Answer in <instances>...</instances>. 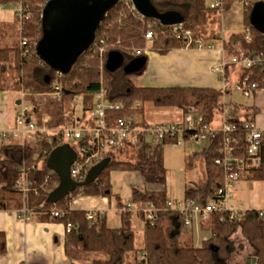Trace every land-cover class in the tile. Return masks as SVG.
Returning <instances> with one entry per match:
<instances>
[{
    "label": "trees",
    "instance_id": "16d2710c",
    "mask_svg": "<svg viewBox=\"0 0 264 264\" xmlns=\"http://www.w3.org/2000/svg\"><path fill=\"white\" fill-rule=\"evenodd\" d=\"M49 0H0V5L16 4L23 11V17L15 15L19 38L11 46L0 47V92L15 91L25 94L24 99L31 104L29 115L41 113L47 115L45 125L49 130L61 129L64 126H77L86 122V116L92 113L95 106V95L106 91V101L120 103L119 110L107 111V124L110 126L119 118L136 115V125H148L143 119L146 104L155 107L177 108L183 117L190 112L199 113L205 122L213 123L216 115L223 112L224 106L232 110L231 117L238 123V131L233 142L237 144V156L247 157L246 132L244 124L257 123L261 110L257 105L244 106L236 103H224L225 95L231 90L201 87H137L133 78L144 75L147 69L148 52L166 55L169 52L185 47L182 40L176 38L174 27L164 26L158 18H140L130 12L126 3L120 1L109 8L105 19L96 32V46L89 48L81 55L75 65L66 73L59 74L43 62L36 52V46L44 36L41 16ZM156 13L162 15L177 12L184 17L183 29L191 30L194 40L202 37L212 11L205 0H151ZM254 2L243 6V31L232 34L223 41L224 59L264 57V34L252 27L251 14ZM229 5L226 0L225 9ZM152 34L150 40L146 35ZM147 49H145L146 47ZM101 48L104 53L101 54ZM117 51L124 57V66L139 57H145L147 63L135 74H126L123 67L115 72L106 70L107 55ZM8 72L15 78L9 79ZM225 76L231 81L249 76L250 82L258 83V90L264 91V64L244 69L228 64ZM46 77L49 79L46 80ZM61 87V97H54V86ZM80 98L83 105V116L74 118L75 100ZM41 112V113H40ZM141 121H140V120ZM140 121V123L138 122ZM41 127L42 122L38 120ZM139 123V124H138ZM61 137V135H59ZM51 133H32L24 142L4 144L0 141V210L6 207V196L19 192V186L30 183L25 195L27 212L40 223H53L71 226L66 234L65 253L70 260H90L94 264H128V255L134 254L133 264H226L231 247L230 237L241 229L244 237L255 250L258 264H264V209H250L242 212L240 217L230 219V213H212L209 220L201 221V227L210 232V238L196 247L182 243L185 219L178 210L169 207L164 191L131 189V204L150 205L152 217L144 218V247L139 254L134 245L132 218L134 212L125 204L118 194L113 193L111 174L113 172H137L145 185L163 186L166 182V169L163 159V146L174 145L178 136L164 138L152 144L141 138L137 145L108 151L104 158L82 173L76 182L78 187L57 204L47 201L48 195L60 183L59 176L48 166L49 154L57 147L67 143ZM223 135L212 139L201 152L188 158V167L202 157L205 165V182L194 184L185 192V200H209L217 189L223 185L224 171L216 160L223 147ZM0 138H2L0 136ZM3 139V138H2ZM188 142V136H184ZM94 146L88 141H81L70 146L74 151L78 146ZM131 152V159H121L122 155ZM88 155V154H87ZM260 164L251 170L243 180L264 183V134L259 151ZM108 164L97 178L86 183V177L93 167L102 161ZM79 197L115 199L117 209L121 211V226L112 228L105 214L95 213L87 218V212L72 210L71 205ZM55 213H59L57 216ZM144 217L143 210H138ZM7 252L6 235L0 232V257ZM140 256L144 259L140 260ZM97 257V259H95ZM131 264V263H130Z\"/></svg>",
    "mask_w": 264,
    "mask_h": 264
},
{
    "label": "built area",
    "instance_id": "2783aa9c",
    "mask_svg": "<svg viewBox=\"0 0 264 264\" xmlns=\"http://www.w3.org/2000/svg\"><path fill=\"white\" fill-rule=\"evenodd\" d=\"M126 3V6L135 15L140 18H144L135 9L132 0H121ZM264 0H238L239 4L242 6L247 5L251 2H259ZM226 0H218L211 4L209 7L211 9H218L223 11L225 9ZM16 15L22 18L23 11L20 7L16 10ZM174 27V32L176 38L182 40L185 43L186 48H190L196 45L199 49H202L204 44L201 38L194 40L193 33L191 30L183 29L182 24L176 25ZM152 34L148 33L146 35V40H150ZM92 46H96V42ZM104 53V48H101V54ZM147 54L148 51L145 50ZM228 64L235 65L244 69H252L258 65L264 64V57H247V58H232L230 61L222 59L220 63L212 68V71L219 73L220 82L222 84V90H236L241 93L245 98H251L256 90H258V83L250 82L249 76L243 77L235 82L233 88L230 86V81L225 76V68ZM54 97H61V87L54 86ZM23 98L25 94H22ZM106 91L101 90L95 95V106L91 113L92 125L88 123H83L77 126H67L64 129H53L49 130L45 125L40 127L38 122L34 117L29 115V109L23 108L21 112L16 117V127L13 132L15 137L24 140L29 137L32 133H51L58 137V141L70 142L73 141L77 145L81 141L90 142L94 148L89 151V147L78 146L75 150L76 160L71 167L70 175L71 178L76 182V180L82 176L93 162H98L102 160L108 151L121 149L126 146L137 145L141 138L146 141L155 144L161 142L164 138L178 136L176 144L173 146H181L184 140V136H188L189 140L196 142L207 141L208 143L212 139H216L219 134L223 137V147L220 157L216 160V164L223 168L224 180L223 185L217 189L213 198L209 200H196L189 202L190 209H179L180 213L185 219V223L195 214L201 221L209 220L212 213H230V219L240 217L242 212L245 210H235L230 207V201L233 198L232 190L238 181L243 180L247 177L251 170L258 167L260 164L259 151L262 147V140L264 134V127L260 128L257 123L249 122L244 124V130L246 132V152L247 157L239 158L237 156V144L234 145L233 142L236 138L238 131V123L234 121L231 117L232 110L226 106L222 109L223 112L220 113V126H212V123H207L204 117L195 112H190L186 114L182 121L173 122L167 124H156L143 127L136 125L134 119L129 118H119L113 124L108 126L107 124V111L108 110H119L122 105L120 103L111 104L105 99ZM45 121L47 118L44 119ZM2 138H7L6 133H0ZM183 138V140L181 139ZM51 154V153H50ZM49 154V155H50ZM88 154V155H87ZM30 183H24L19 186V194L24 198L26 193L29 191L28 187ZM59 213H55L57 216ZM149 216L152 217V212ZM87 218L91 220L92 215L87 214ZM71 231V226L67 227V232ZM144 257L140 256V260Z\"/></svg>",
    "mask_w": 264,
    "mask_h": 264
},
{
    "label": "crops",
    "instance_id": "0c3cea01",
    "mask_svg": "<svg viewBox=\"0 0 264 264\" xmlns=\"http://www.w3.org/2000/svg\"><path fill=\"white\" fill-rule=\"evenodd\" d=\"M233 2V0H229V4ZM228 8H230V5L227 6ZM3 9L5 8L0 5V11ZM13 19L15 20V16ZM13 19L0 14V25L5 26L9 23L6 21ZM218 37L219 40L213 33L205 31L200 37L204 44L202 49L194 45L190 48L185 46L184 48L173 50L166 55L148 52L146 75H143L147 78L144 87L221 89V77L212 71V68L224 59L223 41L226 39L222 35ZM9 41L13 45L14 37ZM24 103L21 93L0 92V133H6L7 135V138H0V141L4 144L19 143L17 140L20 138L15 137L13 132L16 127V117L21 112ZM257 119V124L260 128H263L264 115L260 113ZM20 140L22 141V139ZM195 164L196 162H194L192 169L195 168ZM132 173L113 172L111 174L113 188L115 181L119 185L121 183L125 185L126 181H128L126 192L128 191L130 198L131 189L134 187L132 183H135L136 187L141 190L147 189L142 177H134ZM132 177H134L135 182H132ZM205 178L206 174L203 181L196 182L192 180L191 183L203 184ZM252 184L254 192L260 190V185L263 184L264 186V183L257 181L252 182ZM122 188L124 187H117L116 194L121 196ZM71 208L72 210L86 211L92 216L97 212L105 214L110 227L119 228L121 226V211L117 209L116 201L113 205L112 200L106 198L79 197L74 200ZM146 209L150 210L153 208L150 205H143L140 210L145 211ZM133 216H136V220L134 221L132 218V224L137 223L139 229L144 231L145 222L142 217L139 214H134ZM0 232L6 235L7 241V252L0 257V264H76L65 253L67 228L60 224L38 222L31 213L27 212L25 198L19 193L12 195L6 202L5 209L0 210ZM253 261L251 264H253Z\"/></svg>",
    "mask_w": 264,
    "mask_h": 264
},
{
    "label": "rangeland",
    "instance_id": "374dc122",
    "mask_svg": "<svg viewBox=\"0 0 264 264\" xmlns=\"http://www.w3.org/2000/svg\"><path fill=\"white\" fill-rule=\"evenodd\" d=\"M218 0H205L207 6L215 3ZM234 2L230 5V8L226 10H216L212 11L211 19L203 28L204 32L213 33L214 36L219 40V35H222L224 39H228L232 34H236L243 31V6L239 4L238 0H233ZM16 4H9L6 6L2 5L3 9L0 11V14H3L5 17L14 18L17 10ZM9 22L5 26L0 25V47L11 46L12 44L10 39H13L15 44L19 38L18 27L16 25L15 20L6 21ZM12 22V23H11ZM10 42V43H9ZM14 44V43H13ZM146 47V46H145ZM147 49V47L145 48ZM219 74V73H218ZM146 75V73L144 74ZM8 78H15L14 73L8 72ZM237 76H234L230 81V86L232 89ZM145 76L139 78H133V82L137 87H144V83H146ZM15 92V91H11ZM25 103L22 106L23 108L31 109V104L28 103L24 99ZM224 103H236L238 105L244 106H252L257 105L261 110V115H264V91L257 92L253 94L251 98H245L241 93L236 90H232L230 94H227L223 98ZM74 118L78 120L83 116V105L80 98L75 100L74 104ZM232 112V111H231ZM41 113V112H40ZM36 120H41L42 125L45 123V118L47 115L41 113V119L37 115H35ZM136 120L138 117L134 115L132 117ZM91 119V114L88 113L86 116V122ZM143 119L148 122L150 125L156 124H167L173 122H180L183 119V112L177 108H163V107H155L152 104H146L144 109ZM140 120V119H139ZM141 121V120H140ZM140 121H138L140 123ZM138 123V124H139ZM221 120L220 115H216L212 126H220ZM262 124V123H261ZM258 125V124H257ZM70 126V125H68ZM141 126V123H140ZM259 126V125H258ZM42 127V126H41ZM67 126H64L61 129H66ZM183 140V138L181 137ZM18 142H23L20 139ZM183 144L179 147H175L173 145H164L163 146V159L164 166L166 169V182L163 186H153L146 185L147 189L160 190L164 191L167 195L168 204L170 209L179 210V209H190V200H185V192L187 189L192 188L194 186L191 183L192 180L198 182L204 180L205 175V165L204 159L199 157L195 162V168L188 167V158L201 152L205 147H207V141L196 142L193 140L185 141L183 140ZM75 143L73 141L67 142V145L72 146ZM132 153L128 152L125 155H122L121 159H131ZM132 175L135 177H139L140 174L137 172H133ZM134 177L131 178L132 182L134 181ZM115 181V180H114ZM126 181L125 185L122 183H114L113 193H117V187H124L121 190V198L125 204H129L134 212V214H138L137 211L141 209L138 205L131 204V199L128 195V191L126 192ZM132 186L136 187L135 183H132ZM260 190L254 192L253 184L250 181L241 180L235 184L234 189L231 191L233 194V198L230 201V207H233L235 210H248V209H264V186L260 185ZM14 194H8L6 196V202L11 198ZM113 205L115 204L114 198L111 199ZM260 208V209H259ZM153 209L143 210L144 217L142 219L149 218L150 213ZM136 216H133V220L135 221ZM206 222V221H204ZM140 223V222H139ZM134 224V223H133ZM207 227V226H206ZM201 227L200 219L193 214L192 220L189 218L187 223L183 229V236L181 238V242L195 245L196 247L201 246L203 242L210 238V232ZM134 230V245L135 249L140 254L145 243H144V233L142 229H139L138 224L135 223L133 226ZM230 253L226 264H251L253 259L255 258V250L250 245L249 241L246 237H244L241 229H238L233 235L230 237ZM134 254L128 255V264H133ZM97 259V257H95ZM76 264H94L90 260H80Z\"/></svg>",
    "mask_w": 264,
    "mask_h": 264
},
{
    "label": "water",
    "instance_id": "95a60500",
    "mask_svg": "<svg viewBox=\"0 0 264 264\" xmlns=\"http://www.w3.org/2000/svg\"><path fill=\"white\" fill-rule=\"evenodd\" d=\"M121 0H49L43 8L41 23L44 36L36 46V52L44 63L57 73L68 72L95 42L96 32L105 19L109 8ZM132 3L144 18L156 19L164 26L181 25L184 17L177 12L158 15L151 0H132ZM251 24L264 34V1L256 2L252 9ZM147 63L145 57H139L124 66V57L117 51L107 55L105 68L115 72L122 68L126 74L140 72ZM46 80L49 79L46 77ZM76 153L69 145L55 148L48 157V166L60 179V183L47 198L51 204H57L65 199L78 187L70 175ZM108 164L102 161L91 169L86 177V183L95 180L98 174ZM253 264H258L254 259Z\"/></svg>",
    "mask_w": 264,
    "mask_h": 264
}]
</instances>
